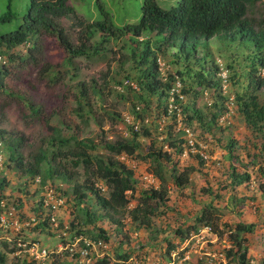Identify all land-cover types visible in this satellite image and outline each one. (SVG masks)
Returning <instances> with one entry per match:
<instances>
[{
	"label": "rangeland",
	"instance_id": "374dc122",
	"mask_svg": "<svg viewBox=\"0 0 264 264\" xmlns=\"http://www.w3.org/2000/svg\"><path fill=\"white\" fill-rule=\"evenodd\" d=\"M144 1L70 0L68 5L73 8L78 20L106 21L113 28H122L139 23ZM155 1L161 9L167 10L175 7L178 0ZM29 6V0H0V18L11 14L8 22L0 24V34L17 30L23 23ZM101 9L107 15L106 18ZM248 18L263 19L264 5L256 4L249 11ZM60 23L75 43L79 28L70 26L71 21L65 18H62ZM98 39L97 36L93 42ZM128 39L130 36L111 39L106 45V50L100 55L89 59L78 58L73 67L63 65L66 52L53 37L41 36L37 39L40 46L38 66H19L18 59L9 60L10 55L26 58L28 46L17 47L10 52L2 51L0 66L9 67L11 76L7 80V93L0 94V131L4 132L6 140V143L0 141V180L6 183L3 191V201L8 209L6 211L12 210L14 214L8 219L10 225L0 228V254L5 256L4 264H34L29 262L31 257L28 252L32 243L50 250L45 264H73L64 247L76 237L77 231H89L91 235L97 234L99 229L105 231L108 241L105 242V249L98 252L110 257L112 262L116 261V252L122 251L129 255L133 264H168L167 242L173 244L177 241L175 230L178 227L191 226L196 216L209 204L214 215L218 217L219 231H223L222 237L217 235V241L211 249L222 252L231 249V242L227 238L228 230L231 229L228 227L233 228L237 223L254 224L253 233L243 235L246 239L247 257L250 264H264V158L259 147L252 145L254 135L246 128L234 98L236 94L248 93L258 96L260 103L263 100L264 90L253 91L250 84V81H253L249 72L250 61L254 55L250 44L238 41L219 42L213 39L207 47L205 63L201 65L197 64L196 59L204 57L202 51H199L195 60L191 59L190 63L178 56L175 49L166 48L164 54L157 56L168 75L190 70L180 77L187 92L184 105L193 103L207 119L214 111L213 103L221 102L220 106L225 109L210 134L203 132L197 123L191 126L196 145L204 147L203 152L207 157L201 165L196 157L198 153L189 146L183 147L181 155L167 148L169 134L175 139H184V134L179 131L171 117L157 116L159 110L156 95L149 98V108L142 113L144 120L140 121L132 114L134 101L121 84H126L128 77L133 88L137 85L138 70L130 59V53L132 49L139 52L141 46H134ZM141 40H148V36L143 35L137 42ZM185 51L192 54L190 49ZM44 65L54 68L47 75H42L40 71ZM215 67L218 70L213 73ZM108 71V85L104 89L102 100L92 108L95 112L94 118H80L76 110L77 84L82 81L89 82L91 79H99L100 83L102 75ZM263 74L262 70L260 77H263ZM196 75L219 83L218 87L208 88L199 84V77ZM160 78L162 79L161 74ZM119 94L123 95V100L116 97ZM228 99H233V105L227 104ZM33 109L39 112L34 113ZM106 113H116L120 118L110 120ZM127 118L134 124L138 123V129L135 130V127L126 121ZM143 129H148V136L142 134ZM133 131L139 134L136 138L139 149L133 156L126 155L122 160L121 156L125 154L112 156L103 148L102 140L112 143L130 141ZM57 136L62 139L74 137L78 140H91L95 145V149L91 151L92 156L103 159L115 157L129 169L134 168L136 192L126 209L107 213L89 193L83 204L76 205L73 186L75 183H83L87 175L82 166L73 168L67 161L60 164L55 162L51 164L52 167L66 166L72 178L64 179L55 173L53 178L45 180L43 186L59 187L64 192L66 202L55 213L54 223H44L51 215V212L40 204L45 191L32 183L31 176L16 168L15 163L10 161L6 146L19 144L18 153L27 163L40 152H44L46 161H50L54 147L57 146H51V139ZM229 139L236 143L234 155L238 158L237 161H230L223 149ZM160 147L163 152L168 153L170 163L164 160L157 163L148 157L154 149ZM46 161L42 164V171L47 167ZM175 163L177 173L183 169H191L189 184L181 190L171 178V168ZM230 164L238 173L247 172L250 181L233 189L229 178ZM156 170L160 171L164 179L162 185L167 191L169 202L166 208H159L157 211L162 210V214L150 217V227L147 229L133 222L129 213L136 206L140 193L148 189L140 181L143 173L152 174L156 179L155 188L161 187V182L155 174ZM91 180L96 182L94 177H91ZM96 186L105 189L102 182H97ZM102 194L107 197L108 192L105 190ZM86 211L99 218L94 223H89L85 217ZM114 221H119L121 226ZM85 239L92 240L89 237ZM196 261L195 256H192L191 261L186 264H196Z\"/></svg>",
	"mask_w": 264,
	"mask_h": 264
},
{
	"label": "trees",
	"instance_id": "16d2710c",
	"mask_svg": "<svg viewBox=\"0 0 264 264\" xmlns=\"http://www.w3.org/2000/svg\"><path fill=\"white\" fill-rule=\"evenodd\" d=\"M29 1L28 12L18 29L14 32L0 34V55L3 50L10 52L17 47L28 46L26 58L10 55L9 60L18 59L19 66H38L40 46L37 39L41 36H48L55 38L66 52L63 65L73 67L75 60L78 58L89 59L100 55L106 50V45L111 39H121L130 36L128 40L134 46H141L139 52L137 49H132L130 53V59L138 70L137 85L133 88L128 77H126L128 80L126 84H120L127 93L131 94L134 101L132 103V114L140 121L144 120L142 113L149 108V98L155 95L158 97L157 110L159 112L157 116H168L167 104L171 85H174L177 81L182 83L180 77L182 78L185 72H190L189 69L177 71L176 74L168 75V82L163 84L160 74L162 77L163 75L157 62V56L158 54H164L167 50L166 48L175 49L178 56L189 63L199 51H202L204 57L196 59L197 64L201 65L205 63L208 55L207 47L213 39L219 42H247L254 52L250 61L249 72L253 78L250 84L253 86V91L264 90V74L263 77H260L261 71H264V18L260 20L248 18L249 11L256 4L264 5V0H178L175 7L167 10L161 9L155 0H145L141 8L139 23L122 28H113L106 21L87 22L78 20L75 17L73 8L68 5L70 0ZM101 12L106 18L107 15L103 9H101ZM10 18L11 14L0 18V24L8 22ZM62 18L70 20V26L79 28L75 43L72 41L68 31L61 25L60 21ZM143 35L148 36V40L137 42ZM97 36L99 38L98 41L93 42ZM186 49L192 50V57L191 53L185 51ZM53 68L51 65H44L40 72L42 75H47ZM202 70L204 72L205 67ZM217 70V67H215L213 73ZM108 74L109 71L102 75L100 83L99 79H91L89 82L82 81L77 84L76 110L80 118L84 119L88 116L94 118L95 112L92 108L94 104L97 105L102 100L104 89L108 85ZM10 76V68L4 65L0 66V94L7 93L6 85ZM196 77H199V84L201 85H205L208 88L218 87L219 83L207 80L202 76L200 78L199 75H196ZM181 93L183 95L187 94L184 88L181 89ZM116 97L122 100L124 98L121 94L116 95ZM234 98L238 105L237 111L243 116L246 128L254 135L252 145L256 148L259 147L264 158V95L262 103L259 102L258 96L248 93L243 95L236 94ZM174 103L180 109L182 123L189 127L193 123H197L201 130L208 134H210L213 127H216L219 118L225 113V109L220 106L221 102L219 104L213 103L214 111L208 119L202 115L193 103L184 105L178 100L177 96H175ZM139 105H142L140 106L141 108ZM33 112L38 113L39 111L33 109ZM176 114V112H173L169 115L173 119L174 124H176ZM107 116L114 121L115 117L120 118V115L116 113L108 114ZM131 129L133 128L131 127ZM132 134L130 141L121 140L112 143L102 140L103 148L112 156H120L122 154L133 156L139 149V144L136 143V138L139 134L136 131H133ZM142 134L148 136V129H143ZM168 139L167 148L173 150L177 155H181L184 150L183 147L188 146L184 139H175L172 134H169ZM0 141L6 143L4 132L2 131H0ZM51 142V146H57L54 147L50 161H46V154L40 152L32 161L25 162L24 158L18 153L19 144L16 146L7 144L6 149L9 151L10 161L15 163L16 168L31 176L32 180L35 177H41L42 185H44L47 178H53L55 173L58 174V177L71 180L72 174L68 172L66 166L59 165L56 168L51 166L55 162L60 164L67 161L73 168L82 166L87 178L83 183H75L73 186L72 192L76 205L83 204L88 198L87 193H89L95 198L99 207L107 213H116L127 208L130 204V199L136 192L134 169H129L124 163L116 160L115 157L103 159L92 156L91 151L95 149V145L88 139L78 140L74 137L62 139L57 136L52 138ZM151 145L153 144L151 143ZM235 147L236 143L232 139H229L227 144L223 146L230 161L238 160L234 155ZM196 148H198V145H196ZM148 157L153 158L157 163L163 160L166 163H170V157L168 153L163 152L162 147L154 149ZM196 157L200 164L203 165V158L198 154ZM45 161L47 167L42 171L41 167ZM176 166L177 164L175 163L171 168V178L175 186L181 190L189 184L191 169H183L182 172L177 173ZM155 174L161 182V187L159 189L149 187L146 191L141 192L136 206L129 213L133 222H137L140 226L147 229L150 227V217L162 214V210L160 212L157 211H159V208H166L169 202L167 191L162 185L164 179L160 171L156 170ZM91 177H94L96 182L92 181ZM229 178L233 189L250 181V176L247 172L238 173L231 164ZM97 182H102L105 185V189L96 186ZM5 184L4 180H0V201L4 199ZM105 190L108 192L107 197L102 194ZM128 192L130 195H128ZM85 217L89 223H94L99 218L89 211L85 212ZM46 221L49 222L50 220H44V223ZM193 221L191 226L186 228L178 227L175 230L178 242H183L192 232H197L205 226L210 227L212 233L222 237L223 231H219L218 217L214 215L210 204L204 207ZM114 222L121 226L119 221ZM71 227L72 229L75 228L73 224H71ZM226 227L228 226L226 225ZM228 228L231 230H228L227 238L232 246L231 249L225 251V254L229 262L250 264L247 257L248 250L245 245L246 239L243 235L253 233L255 225L237 223L233 228ZM90 233L83 230L77 231V235L73 240L75 238L85 239V237H89L93 241L102 240L104 243L108 241V237L102 229H99L97 234L90 235ZM174 248V243L167 242L166 255L168 258ZM115 257L116 261L114 262L111 261L110 257L104 256L97 259L93 264H126L130 258L127 253L122 251L116 252ZM4 263L5 256L0 254V264Z\"/></svg>",
	"mask_w": 264,
	"mask_h": 264
},
{
	"label": "built area",
	"instance_id": "2783aa9c",
	"mask_svg": "<svg viewBox=\"0 0 264 264\" xmlns=\"http://www.w3.org/2000/svg\"><path fill=\"white\" fill-rule=\"evenodd\" d=\"M160 66V71L164 76L163 81L167 80V76H165V67L164 64L158 62ZM164 67V68H163ZM135 88V87H134ZM182 85L179 81H177L174 85L172 84L171 89L169 91V99H168V116L171 113L176 112V125L178 129L184 133V139L188 146L198 153L204 160L207 158L204 155L202 145H198L196 148V140L194 137L193 130L182 123L180 118V109L174 103L175 96H177L178 100L183 103L184 95L181 93ZM138 109V108H137ZM131 126L135 127V130L138 129V123L134 124L130 119H126ZM161 129V128H160ZM1 147V143H0ZM126 155H122L121 159H125ZM1 160V155H0ZM134 169V168H133ZM155 177L149 173H143L141 175V183L145 184L148 188L155 187ZM34 185L38 188H43L45 193L41 197V206L45 210L51 212L49 216L50 222H55V213L64 205L65 198L63 197V192L59 190V187L52 186H42L41 178L35 177L33 182ZM0 228L7 227L9 224L8 219L12 217L14 214L12 210H8L6 208V204L3 200L0 201ZM217 235L212 233L210 227L205 226L199 229L197 232H192L188 238H186L183 242H175V248L171 251L170 257L168 258V264H186L191 261V257L195 256L196 264H231L229 259L227 258L224 250L222 251H214L211 247L216 243ZM82 243V245H80ZM25 245H19L22 247ZM105 243L102 240L92 241L89 239H81L75 238L71 241V243L67 244L64 249L68 251L70 260L73 264H93L97 259L103 258L105 255L99 253L98 251L105 249ZM230 248V245L228 246ZM30 254V261L34 264H45L50 256V250L47 247L39 246L37 243H32L30 245V250L28 251ZM95 256V259H93ZM182 256V257H181ZM126 264H133L129 259Z\"/></svg>",
	"mask_w": 264,
	"mask_h": 264
},
{
	"label": "clouds",
	"instance_id": "9594fccd",
	"mask_svg": "<svg viewBox=\"0 0 264 264\" xmlns=\"http://www.w3.org/2000/svg\"><path fill=\"white\" fill-rule=\"evenodd\" d=\"M157 62H160V60L158 59L157 60ZM161 63V62H160ZM159 65V64H158ZM160 67V66H159ZM162 73V72H161ZM165 76H167V80L166 81H163V78H164V76L162 77V82H163V84H165V83H167L168 82V80H169V78H168V74L166 73V69H165V74H164ZM181 85H182V83H181ZM172 86V85H171ZM182 88H183V85H182ZM184 98H185V95H184ZM185 100V99H184ZM184 102V101H183ZM227 104H230V105H233V99H231V101H229V99H228V101H227ZM227 109H229L228 108V106H227ZM164 117H166V116H164ZM171 117V116H170ZM169 118V117H168ZM222 118V117H221ZM220 118V119H221ZM188 126V125H187ZM189 127V126H188ZM191 128V127H190ZM193 130V129H192ZM179 131H180V129H179ZM182 132V131H181ZM194 132V131H193ZM183 133V132H182ZM184 134V133H183ZM185 138V137H184ZM185 140V139H184ZM169 149V148H168ZM170 150V149H169ZM200 156V155H199ZM43 186V185H42ZM41 204V203H40ZM93 241V240H92Z\"/></svg>",
	"mask_w": 264,
	"mask_h": 264
}]
</instances>
